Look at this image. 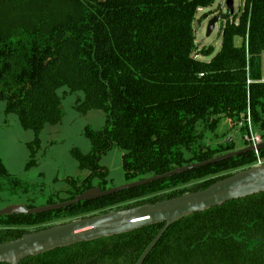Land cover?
I'll return each mask as SVG.
<instances>
[{
    "label": "trees",
    "instance_id": "16d2710c",
    "mask_svg": "<svg viewBox=\"0 0 264 264\" xmlns=\"http://www.w3.org/2000/svg\"><path fill=\"white\" fill-rule=\"evenodd\" d=\"M214 1L0 0V103L5 115H15L20 128L34 135L26 144L25 170L36 165L41 131L61 122L60 89L82 94L79 113L100 111L105 118L99 130L84 128L88 153L71 150L87 175L64 180L67 197L58 203L91 188L108 189L109 172L100 160L113 149L121 152L126 184L251 145L246 137L240 148L232 140L206 144L204 134L215 133L223 119L248 138L249 118L264 142V0H242L238 16L221 15V48L205 63L196 58L213 49L197 47L193 23ZM258 161L264 164V148L56 211L0 216V243L55 223L204 190ZM3 181L11 191L21 185L0 161V193ZM163 225L19 264H135ZM143 264H264V193L179 220Z\"/></svg>",
    "mask_w": 264,
    "mask_h": 264
},
{
    "label": "water",
    "instance_id": "95a60500",
    "mask_svg": "<svg viewBox=\"0 0 264 264\" xmlns=\"http://www.w3.org/2000/svg\"><path fill=\"white\" fill-rule=\"evenodd\" d=\"M225 6L229 15H233V0H226ZM218 22L219 17L216 15L212 16L208 21L206 27L207 37L212 34ZM262 75L264 76V54L262 55ZM263 148L264 142H260L256 146H248L205 162L177 168L163 175L126 183L104 191L99 187L91 188L77 195L71 201L33 209H27L23 205H9L0 209V216L32 215L56 211L75 205L81 201L96 200L218 163L241 154L257 152ZM260 193H264V164L236 171L212 183L204 190L186 192L178 197L154 204H144L126 210L110 211L56 223L44 229L27 233L18 239L0 243V264H19L29 257L38 256L56 249L129 233L155 224H164L135 262V264H143L164 232L174 223L193 214L221 206L227 202Z\"/></svg>",
    "mask_w": 264,
    "mask_h": 264
},
{
    "label": "rangeland",
    "instance_id": "374dc122",
    "mask_svg": "<svg viewBox=\"0 0 264 264\" xmlns=\"http://www.w3.org/2000/svg\"><path fill=\"white\" fill-rule=\"evenodd\" d=\"M225 2L226 0H215L211 7L201 9L196 14V21L193 23L195 44L198 48L211 47L213 49L210 56L196 58L202 62H210L221 48L219 31L223 21L219 20L209 37L206 36V27L212 16L227 14ZM241 5L242 0H233L234 14L237 16ZM203 16L205 19L198 22L197 19ZM58 95L62 99L61 122L53 126L47 125L41 131L40 148L35 156L36 165L29 170H25V165L29 160L26 144L33 140L34 135L31 131H24L20 128L15 115H5L3 113L4 103H0V161L7 172L21 182L16 191H11L5 181L2 182L5 192L0 193V209L9 205L39 208L47 206L49 199L57 204L60 199L67 197L65 191L68 186L64 180L67 178L82 180L86 177L87 173L78 169L77 162L71 156V150L75 148L84 154L88 153L90 146L83 135L84 128L101 129L105 121L104 115L100 111L79 113L76 110V103L83 98L81 93H69L66 88H62L58 91ZM256 136L261 138L259 134ZM245 137L248 139L246 135H241L238 129L230 130L229 124L223 119L215 133L204 134V141L214 146L232 140L236 147L240 148ZM100 164L109 172L106 184L108 189L125 184L121 171L120 151L111 150L102 156ZM189 186L191 185L187 187Z\"/></svg>",
    "mask_w": 264,
    "mask_h": 264
},
{
    "label": "built area",
    "instance_id": "2783aa9c",
    "mask_svg": "<svg viewBox=\"0 0 264 264\" xmlns=\"http://www.w3.org/2000/svg\"><path fill=\"white\" fill-rule=\"evenodd\" d=\"M260 83H264V76H262L261 80L259 81ZM247 124H248V127H249V137H248V140L250 142V146H256L257 144H259L261 142V139L256 136V134L254 135L251 128H250V120L249 118L247 119ZM262 163L260 161L257 162L256 165H261Z\"/></svg>",
    "mask_w": 264,
    "mask_h": 264
},
{
    "label": "flooded vegetation",
    "instance_id": "af4514ba",
    "mask_svg": "<svg viewBox=\"0 0 264 264\" xmlns=\"http://www.w3.org/2000/svg\"><path fill=\"white\" fill-rule=\"evenodd\" d=\"M227 14H228V11H227ZM212 15H214V14L212 13ZM217 15H218V17H219V20L222 21V19H221V18H222V16H221L222 14H217Z\"/></svg>",
    "mask_w": 264,
    "mask_h": 264
}]
</instances>
